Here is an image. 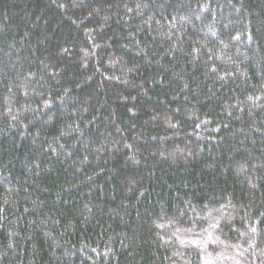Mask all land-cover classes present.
I'll return each instance as SVG.
<instances>
[{"label": "trees", "instance_id": "obj_1", "mask_svg": "<svg viewBox=\"0 0 264 264\" xmlns=\"http://www.w3.org/2000/svg\"><path fill=\"white\" fill-rule=\"evenodd\" d=\"M0 264H264V0H0Z\"/></svg>", "mask_w": 264, "mask_h": 264}]
</instances>
